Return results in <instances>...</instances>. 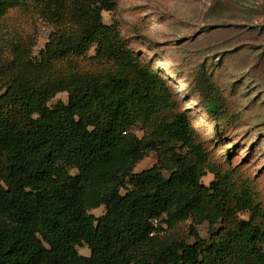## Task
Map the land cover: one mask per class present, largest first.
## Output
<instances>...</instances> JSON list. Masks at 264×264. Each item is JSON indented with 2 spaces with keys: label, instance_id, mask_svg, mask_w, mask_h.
<instances>
[{
  "label": "trees",
  "instance_id": "16d2710c",
  "mask_svg": "<svg viewBox=\"0 0 264 264\" xmlns=\"http://www.w3.org/2000/svg\"><path fill=\"white\" fill-rule=\"evenodd\" d=\"M27 1L0 0V22ZM48 4L55 20L69 13L75 32L40 64L21 50L0 62V264H264V207L228 175L203 183L209 154L188 111L104 23L112 0ZM92 50L105 74L81 75L74 61L68 74L51 71ZM61 93L68 104L51 107ZM151 153L155 166L135 173ZM102 207V217L91 214ZM188 221L193 244L163 240V226ZM204 223L209 240L196 231Z\"/></svg>",
  "mask_w": 264,
  "mask_h": 264
},
{
  "label": "rangeland",
  "instance_id": "374dc122",
  "mask_svg": "<svg viewBox=\"0 0 264 264\" xmlns=\"http://www.w3.org/2000/svg\"><path fill=\"white\" fill-rule=\"evenodd\" d=\"M71 2V0H68ZM104 23L116 27L142 62L158 72L188 111L209 162L203 183L216 173L228 175L237 188H248L264 207V0H112ZM48 0H28L0 22V62L23 59L40 64L48 46L77 27L68 12L55 20ZM86 57L68 54L51 64V71L68 74L67 61L77 62L79 74H105L107 68ZM68 93L51 102L68 104ZM214 106V107H212ZM136 133L142 137V132ZM157 154L139 163L135 173L155 166ZM77 174V171H72ZM126 192L123 191V194ZM96 217L105 208L92 211ZM249 221L250 213L240 215ZM192 221L176 229L163 226V240L193 244ZM210 239L208 223L196 227ZM264 248V244H262ZM79 253L89 256L88 248Z\"/></svg>",
  "mask_w": 264,
  "mask_h": 264
}]
</instances>
